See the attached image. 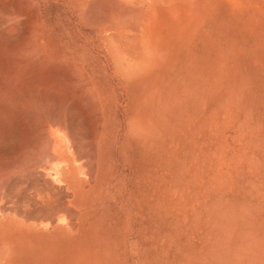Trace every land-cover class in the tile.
Listing matches in <instances>:
<instances>
[{"label":"rangeland","instance_id":"374dc122","mask_svg":"<svg viewBox=\"0 0 264 264\" xmlns=\"http://www.w3.org/2000/svg\"><path fill=\"white\" fill-rule=\"evenodd\" d=\"M54 1H40L46 29L58 47L68 44L89 62L98 108L81 84L80 97L50 90L79 126L77 152L44 168L54 148L42 137L37 158L31 152L0 173V264H264V0H186V13L161 16L155 73L130 82L102 70ZM37 60L22 74L28 85L41 64L59 71ZM25 135L0 146L2 157L27 153L19 141L36 145ZM38 166L45 180L34 177ZM35 185L67 206L58 230L32 223L45 211Z\"/></svg>","mask_w":264,"mask_h":264},{"label":"bare ground","instance_id":"6f19581e","mask_svg":"<svg viewBox=\"0 0 264 264\" xmlns=\"http://www.w3.org/2000/svg\"><path fill=\"white\" fill-rule=\"evenodd\" d=\"M26 1L28 5H25L26 8H23L20 0H0V71L2 69L1 64L3 62L6 63V61H12V64L6 67L7 70L6 72L4 71L5 73L0 72V146L6 147L10 145L12 141H14V138H16L17 140H19V138L24 140L26 138H24L26 132L33 133V137L36 138L37 142L32 140L33 137L32 139H29H31L32 142L34 141V143H36L35 146L30 145L33 143H29L30 141H28V138L26 139L28 141V144L26 142L22 143V141L21 143H19L20 141L18 143L16 142L19 145L22 144L21 146H23L24 149L28 148V152L22 155L12 156L9 155L11 153L10 152L8 155L6 154V157L5 155H3L5 157L3 158L0 153V163H3V165L5 166V168L2 169L0 173H2L1 175L4 174V176H6L5 174L12 173L14 163L18 162L19 164V162L25 161L27 158V154L29 159L33 148H37V152H34L35 154L41 153L40 150L43 149L44 146H38L39 148L41 147V149L39 150L37 144H39L38 142H40L42 137L44 138L49 136L50 144L52 143L54 148V155H52L47 161L44 160V168L46 167L45 165L49 167L50 163L52 162L61 163L67 161L68 153H73L77 149V144H79V134L77 127L79 126L75 124L74 116L72 112H70V110L68 111L66 108H61L60 103L54 104L53 97L50 94V90L54 86L58 90L60 88L66 89L69 95L72 97L77 93V96H79V94L81 96V91H79L80 89L78 88V85L81 84L84 91L88 93V97L90 94L93 98V109L96 111V109L98 108L96 97L93 95L95 91L94 85L96 78L88 70L87 64L89 62L76 59L74 51L72 50L73 48L71 49L68 44L58 47L57 43H54V41H52L50 33L46 29V25L42 18L40 1L48 3V1L51 0ZM54 2L55 4H58L64 8V11L69 16V20L77 26L75 27L77 28V31L80 32L78 37L80 38L82 43L96 54V58L101 59L102 70H104L105 72H110V75L112 77H116L117 79L125 82H130L132 80L143 77H151L155 73L160 56L159 25L160 21L162 20L161 16L164 15L167 18H176L178 15H180L181 11H183L184 8L186 9V0H55ZM26 9L28 10V12H26ZM183 12L186 13V10ZM27 39L28 41L30 39L35 40V42L38 41V44L36 46H33V48H29L28 46H26ZM18 40H22L20 45H17ZM61 49L63 50L61 51ZM44 52L48 53L45 54ZM40 58L46 61V63H55L59 68V71L58 69H51L52 71L45 69L43 68L44 65L42 66L41 64L39 69L36 67L38 78L37 82L30 83L28 85V79H23L22 74L24 72H27L28 67L30 66L28 64L33 61H38L37 59ZM51 76L52 78H58L56 84V81L53 83L50 82ZM87 93H82V97ZM77 96H75V100L78 102ZM82 97L81 99L79 98L80 101L83 100ZM63 103L66 104L65 101L62 102V104ZM67 103H69V101ZM99 124V122L95 123V133H98V129L100 126ZM4 135L9 136L7 140H3ZM25 143L26 145L24 146L23 144ZM29 145L30 147H26ZM47 145L49 147V144ZM0 149L2 150V148ZM16 150L14 151L15 154L17 153ZM2 151L5 152V150ZM18 152L20 151L18 150ZM35 154L33 155V157L35 156L37 158L38 154ZM47 155L41 154V157H46ZM39 168H36L34 171L32 170L34 177L36 175L39 178V181L41 179L45 180L44 178H40L43 176L45 170H41V167ZM32 171L27 172L30 173ZM12 176L13 175H10L9 177ZM32 176L33 175L29 177ZM19 177L21 176H18V178ZM26 178L24 177L23 180H26ZM1 179L2 178H0V181H3ZM13 180L15 181V179ZM21 180L22 177L20 178L19 182L20 186L27 182ZM43 182L41 181L42 184L40 185L42 187ZM45 183L44 185H47ZM36 185L35 187L31 188L33 189V191L35 190V192L38 191V201L42 206L41 208H44L45 211L38 210V212L36 210L38 213L36 216L31 217L33 221L32 223L38 226L43 225V223H48L49 225H52L53 230H58V224L61 218V214L64 212L67 206H65V204L58 199H56V202L53 203V201H51V199H49L47 195H40L38 189L40 187L39 185ZM48 185L50 184L48 183ZM28 186V189H30V185ZM3 190H5V188ZM45 191L46 190H44V193H41L42 191L40 193L45 194ZM46 193L48 192L46 191ZM50 193H52V191H50ZM54 193L55 192H53V196ZM2 194L4 195V193ZM8 196H10V194ZM55 197L53 198L55 199ZM65 197L67 196L65 195ZM61 199L62 198H60V200ZM31 202H33V200ZM48 202H52L53 204L48 205ZM18 204L20 207V202ZM29 208L31 207L29 206ZM19 211L21 210L19 209ZM36 211H34V213ZM31 213L30 215L32 216L34 213ZM47 242L48 241H46L45 243ZM76 258L78 257L76 256Z\"/></svg>","mask_w":264,"mask_h":264}]
</instances>
